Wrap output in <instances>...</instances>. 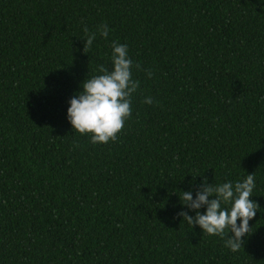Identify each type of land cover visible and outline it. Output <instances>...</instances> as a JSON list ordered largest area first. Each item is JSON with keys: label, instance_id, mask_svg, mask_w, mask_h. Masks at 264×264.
<instances>
[{"label": "trees", "instance_id": "trees-1", "mask_svg": "<svg viewBox=\"0 0 264 264\" xmlns=\"http://www.w3.org/2000/svg\"><path fill=\"white\" fill-rule=\"evenodd\" d=\"M112 41L139 87L99 145L66 110ZM248 174L238 252L177 215L179 191ZM0 264H264V0H0Z\"/></svg>", "mask_w": 264, "mask_h": 264}, {"label": "clouds", "instance_id": "clouds-1", "mask_svg": "<svg viewBox=\"0 0 264 264\" xmlns=\"http://www.w3.org/2000/svg\"><path fill=\"white\" fill-rule=\"evenodd\" d=\"M83 31L87 33L85 53L93 46L97 35L107 40L110 34L106 24L100 25L96 32H89L87 27ZM110 61L111 69L101 65L99 74L88 75L79 85L81 90L68 100L66 119L73 132L89 136L93 144L116 141L125 121L132 115L131 101L139 87V81L133 79V70L141 69L133 64L126 44L111 42ZM146 74L150 79L152 73ZM144 103L151 105L153 100L145 97ZM255 188L254 174L216 185L201 180L199 187L190 185L189 190L179 191L182 210L177 215L191 228L196 226L203 234L219 237L231 252H238L249 236V221L260 210L250 199Z\"/></svg>", "mask_w": 264, "mask_h": 264}]
</instances>
